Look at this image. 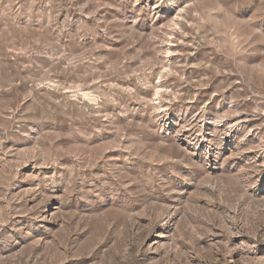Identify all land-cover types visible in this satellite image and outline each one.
<instances>
[{
    "label": "rangeland",
    "instance_id": "374dc122",
    "mask_svg": "<svg viewBox=\"0 0 264 264\" xmlns=\"http://www.w3.org/2000/svg\"><path fill=\"white\" fill-rule=\"evenodd\" d=\"M0 264H264V0H0Z\"/></svg>",
    "mask_w": 264,
    "mask_h": 264
},
{
    "label": "bare ground",
    "instance_id": "6f19581e",
    "mask_svg": "<svg viewBox=\"0 0 264 264\" xmlns=\"http://www.w3.org/2000/svg\"><path fill=\"white\" fill-rule=\"evenodd\" d=\"M204 124H205V122H203ZM220 123H222V121H219L218 122V124L217 125H219ZM205 126V125H204ZM236 126V125H235ZM214 128H216V124L214 125ZM230 128H232V127H230ZM234 128V127H233ZM198 139H199V142H201L202 144H200V146H203L204 145V142H206L207 140H206V138L204 137V135H203V133H199L198 134ZM198 141V140H197ZM52 216V215H51ZM51 216L50 215H45V217H43V219H41L40 221H45L46 220V218L48 217V218H51ZM39 219V218H38ZM46 222V221H45ZM235 227V226H234Z\"/></svg>",
    "mask_w": 264,
    "mask_h": 264
}]
</instances>
